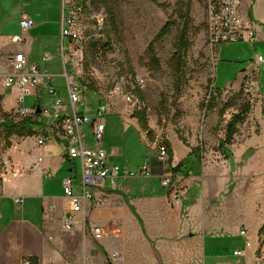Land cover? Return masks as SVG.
Here are the masks:
<instances>
[{"label":"crops","instance_id":"1","mask_svg":"<svg viewBox=\"0 0 264 264\" xmlns=\"http://www.w3.org/2000/svg\"><path fill=\"white\" fill-rule=\"evenodd\" d=\"M61 1L64 3L65 0ZM242 1L243 13L256 30V38L264 40V0ZM4 4H1V8L5 11ZM37 8L29 12L24 8L18 10L19 24L22 16H30L36 23L28 33H21L25 37L24 42L0 40V66L7 60L10 61L11 66V71L0 72V93L3 94L2 106L5 112L16 108L19 95L18 86L15 85L10 89L3 86V78L14 72L15 53H24L29 64H37L41 71L53 73L55 75L53 83L56 77L60 76V73L40 63L51 60L52 51L56 57L62 58L59 50L62 42L60 35L62 27L59 29L58 41L50 40V36L46 34L34 37L32 32L35 29L44 30L43 33H46L47 29L45 28L46 20H41L42 13L38 12ZM21 43H25L26 50H14L13 46ZM86 43L81 45L79 53L83 54ZM77 46L79 47V44ZM73 47L71 43L66 42L67 50ZM46 52H50V56L44 60L43 56ZM63 64L64 71L68 72L69 81L81 83L78 75L79 68L77 69L67 59L65 63L63 60ZM79 67L81 69V66ZM242 70L245 71L246 67ZM58 93L65 102L63 113H72L68 90L67 93L65 92L66 95L60 91ZM12 94H15L14 102L8 105L6 100ZM86 99L96 104L98 109H86L84 102ZM82 101L83 107L78 109L79 113L88 115L90 119L91 116L95 117L94 121H90L91 134L99 107L105 106L106 126L109 114L110 127H119L123 141L120 144V150L124 152L129 149L126 139L132 129L129 130L128 125L129 121L137 120L135 116L139 109H133L137 102L129 103L126 100L127 107L125 105V107L114 109L111 101H103L99 93L91 90L83 91ZM53 102V96L44 87L27 98L28 105L36 106V109L40 106L43 110L47 139L44 137L45 142L39 144L38 138L28 137L17 147L8 149L4 155V162L7 163L8 169L4 175L0 176V210L2 212L0 264H22L25 260H29L31 264H205L207 256L212 259L233 257L231 264H264V186L260 185V179L264 174L259 168L261 141L259 134L253 132L240 135L241 126L245 127L247 120L238 125L234 140L227 147L226 153L231 156L227 159V163L239 164L238 169L231 174L230 171L223 174L222 170L214 172L211 163L204 167L203 173L193 174L192 169L195 167V162L197 163V158L192 153L193 148L185 146L179 139L170 142L157 140L152 143L151 148L154 147V143L166 146L167 143L170 144L173 152L172 161L176 165L183 163L182 170L173 172L160 160L159 155L158 160H155L149 158L147 154L148 158L137 163L124 158V164H116L131 169L146 164L152 170V176L149 178L121 177L114 185L108 182L99 186L98 188L102 190L93 192L95 187L92 188L93 198L88 203V213H75L72 220L74 228L70 230L65 227L70 202L64 195L62 181L65 177H71L74 193L81 194L80 179L73 175L77 169V160L82 168L81 158L69 154L71 143L65 134L63 123L56 121L51 114L45 113V109L52 111ZM255 116L259 118L258 111ZM84 125L80 126L83 141L87 146L93 147L95 144H90L85 139ZM38 137L41 138V135ZM46 140L49 143H46ZM141 141L144 142L143 139ZM109 160L111 161L110 158ZM111 163L114 162L111 161ZM13 166L16 167V171ZM164 171L174 173L175 179L181 180L182 186L179 191L182 193V198L178 203L174 202L172 192L161 185V174ZM225 177L250 178L251 182L250 185L236 186L230 192L228 187L223 185ZM216 178H219L218 184L215 181ZM15 197H23L24 202L16 203ZM12 201L22 206L20 210H16L18 212H10L9 207ZM46 207L53 208L45 213ZM222 211L237 218L238 225L231 227L227 224L224 228H220L212 222L210 236H207L208 231L204 235L201 217L209 213L213 218L215 213ZM91 224L104 228L105 235L101 239H96L92 235ZM241 229L247 230V236L240 234ZM231 236L243 239V246H235L230 240ZM247 240L251 242L250 246H246ZM237 249H243L242 256L234 255Z\"/></svg>","mask_w":264,"mask_h":264},{"label":"rangeland","instance_id":"2","mask_svg":"<svg viewBox=\"0 0 264 264\" xmlns=\"http://www.w3.org/2000/svg\"><path fill=\"white\" fill-rule=\"evenodd\" d=\"M89 2L85 15L76 27L87 40L82 54L85 64L80 69V60L71 62L79 68L78 75L82 86L81 83H78V86L81 99L83 91L91 90L99 93L103 101H111L114 109L125 105L127 107L126 97L117 90L119 87L123 92H134L137 104L133 109H139L135 116L137 120L129 121L128 128L132 129V132L126 140L130 148L124 152L119 148L123 142L119 127L111 128V116L107 115L104 146L112 162L124 164V158L134 163L142 162L148 157L158 160L157 150L154 147V150H151L152 143L157 140L170 142L179 139L185 146L197 149V152L193 153L197 163L195 162L191 173L199 175L203 173L204 167L211 163L214 172L222 170L223 174L229 171L231 174L238 169L239 164L230 161L227 163L231 156L220 147V143L226 138L228 122L235 114L249 106L247 126H241L240 135L249 132L259 134V168L264 174V69L255 64L258 54L264 55V40L256 38V35L244 43L212 45L205 0H109L116 15V27L110 22V15L103 0ZM3 3L5 11L1 8ZM242 5L243 1L239 7L240 13L249 21L243 13ZM62 6L61 0H0V40L11 41L14 34L22 33L18 22L19 8L29 12L38 7L37 11L42 13L41 20H46L47 29L46 33H43L44 30L35 29L32 35L39 37L46 34L50 36V40L58 41L59 29L62 27ZM167 23H171L169 32L160 35ZM98 24H102L101 30L97 28ZM183 33L188 47L183 56V75L181 82H178L174 54ZM152 43L160 61L159 69L150 67L148 49ZM13 47L14 50H26L25 43L15 44ZM52 52L51 60L41 61L40 65L49 66L52 71L60 73L53 85L66 95L68 81L62 74L65 72L63 60ZM4 63L0 66V72L11 71L10 61ZM243 67H246L245 71L242 70ZM249 79L252 85L246 90ZM2 95L0 93V158L4 161L7 150L17 147L22 140L28 137L39 140L38 136L48 135L43 131L20 134L18 130L25 118L17 114L16 108L8 112L3 111ZM14 96L15 94L8 96L6 104L12 105ZM211 98L213 108L207 110L205 105ZM84 102L86 109H98L89 99ZM257 111L259 118L255 116ZM142 113L145 114V126L139 121ZM94 120L95 117L91 116V122ZM7 121L16 125L11 133L4 125ZM91 122L85 124L83 130L88 143L95 144L91 134ZM46 143L49 141L46 140ZM13 168L16 171V167ZM7 169L6 167V171ZM81 174L82 168L77 160V169L73 175L80 179ZM218 180L219 178L215 179L217 184ZM180 181L175 179L168 190L179 191L182 186ZM250 182V178H223V185L228 187L230 192L234 187L250 185ZM260 185L264 186V176L260 179ZM98 187L92 191L102 190ZM14 203L12 201L9 207L10 212H18L16 210L22 207ZM201 218L202 232L206 235L208 231L207 236H210L212 222L220 228L227 224L231 227L238 225V219L231 217L226 211L215 213L213 218L206 213ZM230 240L235 246H243V239L239 237L231 236ZM222 258L212 259L207 256L205 264H231L233 260V257Z\"/></svg>","mask_w":264,"mask_h":264},{"label":"built area","instance_id":"3","mask_svg":"<svg viewBox=\"0 0 264 264\" xmlns=\"http://www.w3.org/2000/svg\"><path fill=\"white\" fill-rule=\"evenodd\" d=\"M242 4V0H205L207 11V22L210 41L212 45L219 43H237L247 39H251L256 36V30L250 25V22L242 17L239 7ZM89 0H65L63 3V17L61 28V45L59 50L61 51L64 63L66 59L69 62H75L78 59L80 66H84L82 57L81 45L86 43L87 40L82 37L81 32L76 29L81 17L85 15L86 9L89 7ZM87 7V8H86ZM36 25L35 20L30 16H22L20 18V26L23 33H28ZM102 24H98L97 28L100 29ZM101 30V29H100ZM12 42L20 43L25 41L23 34H16L11 38ZM69 42L74 46L71 49L66 48V42ZM79 44V47L77 46ZM76 47V48H75ZM50 56V52H46L43 56L44 60H47ZM14 72L7 74L3 78V86L6 89H10L13 86H18L19 95L17 97V114L23 118L33 116L36 112V106H30L27 104V98L33 94L39 92L41 87L47 88L48 93L53 96L54 102L52 105V111L45 109V113L51 114L56 121L63 123L65 134L69 137L71 147L69 154L74 157L81 158L82 174L80 178V186L82 189L81 194H75L73 190V179L71 177H65L62 181V187L65 197L69 199L70 208L66 216L65 227L67 229H73L72 220L74 214L78 212L89 211L88 203L93 198L91 189L97 186H102L108 182L111 185L117 183L121 177H143L149 178L152 176V170L146 164L139 166L138 168H123L121 165L111 163L110 156L107 149L104 147V133L106 130V107L100 106L97 112V119L93 127V137L95 139V146H87L83 141L82 134L80 132V126L90 123L91 119L86 114L79 113L83 102L80 95V87L76 83L69 81L67 70L64 72L68 81V97L72 108V113L64 114L63 110L65 102L58 90L53 86L54 74L41 71L39 65L29 64L28 58L23 53H17L14 55ZM255 64L262 66L264 69V55L258 54L255 59ZM27 67H29L27 69ZM251 79L247 81L246 90L251 88ZM119 92L123 93L126 100L129 103L137 102L136 96L133 91L123 92L118 87ZM116 90V92H118ZM45 138L39 139V144H43ZM154 148L158 151V155L161 161L167 164L170 169L176 167V163L170 161L169 150L166 145L160 143H154ZM6 172V165L0 158V176ZM175 174L164 171L161 174V185L166 189H171ZM173 200L178 203L182 198V193L178 190H171ZM16 203H23V197H15ZM53 207H46L45 213H48L49 209ZM2 212L0 210V218ZM90 231L96 239H101L105 235V230L100 225L91 224ZM240 234L247 236V230L241 229ZM251 242L246 241V246H250ZM234 255L242 256L243 249H237L234 251ZM22 264H31L29 260H25ZM55 264V263H49Z\"/></svg>","mask_w":264,"mask_h":264},{"label":"trees","instance_id":"4","mask_svg":"<svg viewBox=\"0 0 264 264\" xmlns=\"http://www.w3.org/2000/svg\"><path fill=\"white\" fill-rule=\"evenodd\" d=\"M103 1L106 4V7L108 9L107 12L110 15V22H111L112 26L116 27V15H115V12L113 10V7L109 3V0H103ZM170 24L171 23H167L165 25V27L160 32V35L169 32L168 28H169ZM187 47H188V44L184 39V33H183L181 39L179 40V43L177 46V51L174 54V60L176 61L175 72L178 76V82H181V77L183 75L182 63H183V56L187 50ZM148 54L150 56V62H151L150 67H152L154 69H159L160 68V61L157 58V55L155 54V48H154L153 43L149 46ZM211 100H212V98L205 105V107H207V109L213 108V106H212L213 103ZM249 110L250 109L248 106L243 111L235 114L233 116V118L228 122L226 138L220 144V147L222 149H224L226 152L228 150L227 149L228 145H230L234 140V136L238 131V125L245 122L247 114L249 113ZM42 114H43V110L40 113L35 112V114L33 116L25 117V121H23V123L20 124V130H18L19 133L20 134H25V133L35 134L39 131H43L44 133H46V131H45L46 122H45V119L42 116ZM139 121L142 125H144V126L146 125L145 114H143V113L140 114ZM4 125L10 129L9 133H11L13 131V128L16 126V125H13L10 121H7L6 123H4ZM167 146H168L170 161H171L172 157H173V152L171 149V145L167 143ZM194 152H197L196 148L193 149L192 153H194ZM182 166H183V163H180L176 167H173L171 169L173 172H178V171L182 170Z\"/></svg>","mask_w":264,"mask_h":264},{"label":"water","instance_id":"5","mask_svg":"<svg viewBox=\"0 0 264 264\" xmlns=\"http://www.w3.org/2000/svg\"><path fill=\"white\" fill-rule=\"evenodd\" d=\"M42 111L41 107L39 106L37 109H36V113H40Z\"/></svg>","mask_w":264,"mask_h":264}]
</instances>
